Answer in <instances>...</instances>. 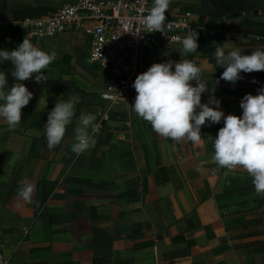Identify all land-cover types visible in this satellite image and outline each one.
I'll return each instance as SVG.
<instances>
[{
  "label": "crops",
  "instance_id": "0c3cea01",
  "mask_svg": "<svg viewBox=\"0 0 264 264\" xmlns=\"http://www.w3.org/2000/svg\"><path fill=\"white\" fill-rule=\"evenodd\" d=\"M69 1L0 0V49L11 21L47 16ZM260 1L242 14H220L203 0H171L166 13L189 12L198 24L202 15L211 16L222 20L223 28L211 29L197 51L186 56L180 44L174 50L156 48L154 63L191 60L214 89L225 116H242L240 101L264 87V71L241 72L235 84L222 79L215 84L224 68L215 65L214 51L264 50V37L240 36L243 32L235 28L246 17L264 21ZM25 37L21 28L12 32L5 50L17 48ZM26 38L57 58L43 70L47 81L37 83L35 74L23 81L33 96L22 108L19 125L10 131L0 119V250L11 264H264V196L255 192L243 169L212 162L223 119L201 127L199 144H176L158 137L135 114V100L123 101L102 121L95 144L76 156L71 151L74 128L81 112L94 114L99 125L107 79L101 66L87 61L91 34L81 29ZM7 79L10 90L16 81ZM210 94L202 93V103ZM68 99L76 115L61 143L49 150L48 114ZM20 181L35 185L32 203L17 195Z\"/></svg>",
  "mask_w": 264,
  "mask_h": 264
},
{
  "label": "clouds",
  "instance_id": "9594fccd",
  "mask_svg": "<svg viewBox=\"0 0 264 264\" xmlns=\"http://www.w3.org/2000/svg\"><path fill=\"white\" fill-rule=\"evenodd\" d=\"M170 2L153 0V6L140 21L145 32L164 33L165 13L169 10ZM198 35L196 30L191 29L183 38L175 41L170 39L168 47L172 48L173 43H179L181 56L195 53L199 46ZM0 57L3 61H11V76L16 81L10 90H6L7 75L0 71V119L6 122L11 131L21 122L22 108L28 105L33 96L23 81L32 78L34 74L37 83L47 81L43 70L57 58V54L41 50L25 37L13 50L0 49ZM214 57L215 65L224 68L215 84H219L221 79L235 84L242 79L241 72L264 71V50L256 49L250 54H242L239 48L225 50L224 47H216ZM201 76V68L189 59L153 63L134 80L132 87L137 95L131 104L132 109L139 118L151 125L153 133L158 137L171 139L176 144H199L202 139L201 127L206 122L211 126L223 119V127L219 128L213 141L212 162L219 168L243 169L251 177L255 192L264 196V87L258 89V94H246L241 99L242 116H225L220 109V101L214 96V89L210 90ZM192 81L196 82L195 86ZM252 82H255V78ZM205 92L211 94L208 102L202 103L201 96ZM75 115V105L70 99L58 101L49 112L45 124L49 150L61 143ZM95 121L94 114L81 112L71 144V151L76 156L95 144L94 136L99 131ZM34 192L33 183L19 182L17 195L21 200L32 203Z\"/></svg>",
  "mask_w": 264,
  "mask_h": 264
},
{
  "label": "built area",
  "instance_id": "2783aa9c",
  "mask_svg": "<svg viewBox=\"0 0 264 264\" xmlns=\"http://www.w3.org/2000/svg\"><path fill=\"white\" fill-rule=\"evenodd\" d=\"M152 6L153 0H70L47 16L26 17L10 24L21 28L29 38H50L81 29L91 34L87 61L107 72L106 86L100 95L103 106L97 112L100 130L102 121L110 117L115 106L135 100L134 80L154 63L156 48L171 50L179 43L170 48V39L175 41L191 29H202L192 20L191 13L177 12L165 13L164 33H147L140 21ZM207 31L212 33L211 29ZM230 37L225 34L226 39ZM0 264H11L3 250Z\"/></svg>",
  "mask_w": 264,
  "mask_h": 264
},
{
  "label": "trees",
  "instance_id": "16d2710c",
  "mask_svg": "<svg viewBox=\"0 0 264 264\" xmlns=\"http://www.w3.org/2000/svg\"><path fill=\"white\" fill-rule=\"evenodd\" d=\"M218 22H222V20L220 19H215L211 16L207 17L205 15H202L200 17V21L199 24L202 27V29L198 30V45H200V42L204 40V38L208 35V29H213V28H223L222 23H218ZM239 28L244 36L248 35V34H253V35H258L261 37H264V21L262 20H254V19H250L248 17L244 18V20L240 21V23H238L237 25H235V28ZM18 27L12 26L11 24H8L6 26V40L3 39L2 40V49H5V47L9 46V38L12 37V32H18ZM199 47V46H198ZM12 69V63L11 61H4V70L6 72V75H8L11 79V73L9 74V70Z\"/></svg>",
  "mask_w": 264,
  "mask_h": 264
},
{
  "label": "water",
  "instance_id": "95a60500",
  "mask_svg": "<svg viewBox=\"0 0 264 264\" xmlns=\"http://www.w3.org/2000/svg\"><path fill=\"white\" fill-rule=\"evenodd\" d=\"M204 3L208 8H210L214 1H218V4L220 6H225L228 4V8H226L227 11H229L232 14H242L244 10L250 9L252 7L257 8L260 4V0H203ZM220 14H223V10L219 12ZM148 51V49H146ZM1 66V61H0Z\"/></svg>",
  "mask_w": 264,
  "mask_h": 264
},
{
  "label": "flooded vegetation",
  "instance_id": "af4514ba",
  "mask_svg": "<svg viewBox=\"0 0 264 264\" xmlns=\"http://www.w3.org/2000/svg\"><path fill=\"white\" fill-rule=\"evenodd\" d=\"M226 8H228V4L222 7L218 4V1H214L213 5L209 8V10L212 13H219L221 10H223V12H226Z\"/></svg>",
  "mask_w": 264,
  "mask_h": 264
}]
</instances>
